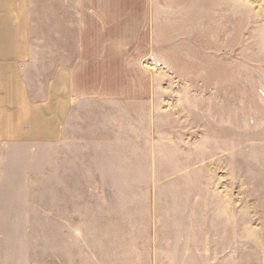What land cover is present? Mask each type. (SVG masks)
Masks as SVG:
<instances>
[{"label": "crops", "instance_id": "0c3cea01", "mask_svg": "<svg viewBox=\"0 0 264 264\" xmlns=\"http://www.w3.org/2000/svg\"><path fill=\"white\" fill-rule=\"evenodd\" d=\"M168 18L162 0H0V159L40 154L57 264H205V188L161 170L205 113Z\"/></svg>", "mask_w": 264, "mask_h": 264}, {"label": "rangeland", "instance_id": "374dc122", "mask_svg": "<svg viewBox=\"0 0 264 264\" xmlns=\"http://www.w3.org/2000/svg\"><path fill=\"white\" fill-rule=\"evenodd\" d=\"M162 10L166 46L194 62L177 72L205 76V113L183 117L194 130L172 133L171 154L162 145L161 170L188 171L205 188V264H264V0H162ZM44 168L40 154L0 159V264H57Z\"/></svg>", "mask_w": 264, "mask_h": 264}]
</instances>
